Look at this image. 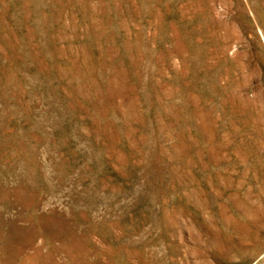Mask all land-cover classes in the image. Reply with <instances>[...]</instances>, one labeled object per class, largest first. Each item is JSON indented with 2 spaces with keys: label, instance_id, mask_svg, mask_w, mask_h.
<instances>
[{
  "label": "rangeland",
  "instance_id": "rangeland-1",
  "mask_svg": "<svg viewBox=\"0 0 264 264\" xmlns=\"http://www.w3.org/2000/svg\"><path fill=\"white\" fill-rule=\"evenodd\" d=\"M0 264H264V0H0Z\"/></svg>",
  "mask_w": 264,
  "mask_h": 264
}]
</instances>
